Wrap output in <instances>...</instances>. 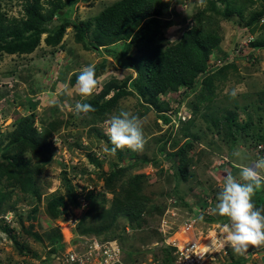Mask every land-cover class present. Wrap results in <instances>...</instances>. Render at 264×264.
<instances>
[{
    "label": "trees",
    "instance_id": "trees-1",
    "mask_svg": "<svg viewBox=\"0 0 264 264\" xmlns=\"http://www.w3.org/2000/svg\"><path fill=\"white\" fill-rule=\"evenodd\" d=\"M19 1H21L20 17H7L6 13L2 12L0 5V58L3 55H29L41 43L53 51L61 43L66 28L72 27L75 43L80 44L84 50L93 49L98 54L105 55H99L102 57V61L95 66L98 79L109 65L118 68L127 67L128 70L134 72L135 76L132 75V72L127 73L128 78L119 84L111 79L91 96L90 101H80L91 104L95 108V112L82 118L71 112L64 113L68 106L63 102L66 99L65 96L61 94L59 96L61 101L58 105L56 104L40 117L41 126L38 130L32 114L28 117L15 119L12 124L13 130L9 134H1L0 136V218L8 212V208L3 209L2 205L5 200L10 199L12 190L15 187H18L20 191L29 196H34V199H39L38 190L34 186V176L50 163L53 156L52 145L54 144L50 136L57 133L62 125L73 129L89 125L90 127L86 130L87 138H90V135L93 134L96 137H103L104 133L94 126L107 121V114L113 109V105L116 104L120 96H131L138 99L143 107L154 108L157 119H160L162 125L171 124L173 126L166 114L167 111L175 113V108L173 109L171 106L172 95L175 98L180 89L186 90L189 94L194 92L197 78L204 77L203 85L206 84L209 94L203 95V91L195 95H201V98L199 96L198 98L202 101L210 100L212 94L211 83L215 80H222L224 72L229 71V68L233 71L238 69L233 62H227L232 55L224 54L219 50L218 45L221 38L218 34V28L214 26L215 19L222 17L225 21H231L234 14H236L242 19L243 23L239 24L237 22L236 25H243V29L246 30L248 36L264 28V0H206V7L195 10L189 28L179 31V35L174 42H170L165 36L166 30L175 22L165 18L164 15L168 14V5L164 0H113L106 2L99 0L98 4H101V11L94 17L79 23H74L68 19L75 0H46L47 6H44L41 0ZM216 2H222L224 8H217ZM244 2H247L248 6L257 5L254 10L246 12L247 19L243 16L245 6L247 9V4H244ZM240 3L243 4L244 8L237 9L236 5ZM64 7H67V9L63 11ZM53 19L58 23L49 27ZM248 49L245 59L250 67H248V70H250L254 65L253 62L257 59L254 56V51L264 49V38H256L250 41ZM212 54H216L215 60L219 62V67H215L214 63L210 65L209 60L212 58ZM249 55H251V58L248 57ZM106 56L115 61L116 64L114 62L110 64L106 60ZM9 74L12 75L13 72L6 71L2 75ZM78 75L79 72L73 73L67 84L69 86L75 85ZM20 79H22V76H20ZM61 83L63 84V81ZM126 85L129 90L126 89ZM110 91H113L112 96L104 99ZM261 95L264 97V91ZM79 100L80 97L77 98V101ZM259 101L264 104L263 98H260ZM200 103L202 102L198 100V104H196L191 114L194 112L196 114ZM74 105L72 106L74 107ZM193 105L195 106V104ZM225 111L227 112V110ZM62 113L66 117H73L74 121L62 120L60 117ZM202 117L207 118L208 116L203 114ZM209 118L211 119L207 122L208 129L215 128L216 133L224 130L223 133L230 136L231 143L235 142L234 131L237 133L242 132L240 136L242 139L243 136L244 138L253 139V136L255 144L252 149L255 148L256 144L264 142V132L260 128L250 132L249 129L253 124L251 120L239 126L235 121V116L230 111L225 116ZM178 121L180 120L178 119ZM193 122L194 118L181 122L183 123V129L193 124ZM158 127L161 128L160 125ZM160 138H158V142L163 139ZM182 138H185V140L180 145H178L179 140H172L170 141L171 144H167L166 139H164L156 151L162 159L165 156L166 161L167 159L172 161V164H170L172 174L169 176L175 182L173 185L175 187L174 194L177 193V184L187 182L189 178H192L194 183L195 177V174L190 171V166L196 165V159L189 153L193 148V141L196 136L183 132ZM111 147L110 144L107 149ZM166 148L170 150L168 154H166ZM121 152L117 151L113 155L120 161L123 158ZM91 153L88 154V158L91 163L95 164L94 153ZM255 154V158H258L259 153L256 152ZM149 161L153 163L154 168L158 167L161 162L156 158L151 160L148 158H135L127 166L122 165L120 167L114 164L110 166L111 170L105 173L102 179V191L111 195L107 209H104L106 199L104 194L101 193L102 191H87L83 198L84 204L81 206L82 202L78 200V197L84 193V190L74 187L72 181L66 180V177L63 176L65 194H55L48 200L45 206V216L39 213L37 206H33L25 216L29 224L27 228L22 224V218L18 219L17 224H19L20 232L26 233L29 237L34 238L36 242L47 241L45 244L48 246L49 254L62 255L64 246L61 232L52 225L55 220L59 219L67 222L68 217H73L72 213L68 214V205L72 208L81 209V215L75 223L76 234L78 235L77 238L73 239V243L76 246L78 245V248L82 241L80 236L101 242L118 237L115 234L118 230L116 225L118 219L126 221L127 226L131 229L145 228L147 226L145 215H160L162 213V207L160 208L142 193L145 183L152 180L153 175L134 172V175L126 177V174L132 168L140 170L143 165L149 166ZM230 167L233 170L236 169L235 166L230 165ZM75 168L77 169V166H74ZM159 171L163 172L162 169ZM77 173L78 171L75 174ZM75 177L77 175L72 176V178ZM176 197L178 199H176L175 205L184 206L193 219L196 218L209 224L228 220L227 217L215 219L198 212L201 207L206 206L204 199L201 200L200 204H197L194 201L186 202L184 198L177 195ZM198 200L199 198L196 199V201ZM253 203L257 208H264V188L256 191ZM11 208L14 207L11 206ZM38 219L48 222V224H44L48 227H45L48 230L44 231L40 227L44 232L42 235L37 233L36 226L33 223ZM0 229L5 233L8 240L19 248V251L23 250V247L16 240L17 235L11 225L10 227L9 224L1 225ZM155 234L158 236L156 232ZM173 234L174 231L166 237L170 238ZM169 249L172 250V248L159 249L160 257L166 262L169 259ZM82 250V246H80L78 251L81 252ZM154 258L159 257L154 256ZM136 259L138 260V258ZM242 262L243 259L240 258L231 264Z\"/></svg>",
    "mask_w": 264,
    "mask_h": 264
},
{
    "label": "rangeland",
    "instance_id": "rangeland-1",
    "mask_svg": "<svg viewBox=\"0 0 264 264\" xmlns=\"http://www.w3.org/2000/svg\"><path fill=\"white\" fill-rule=\"evenodd\" d=\"M98 1L75 0L68 19L74 23H79L94 17L102 9ZM165 2L168 5V14L164 16L169 21L175 22L165 32V36L170 42H174L179 35V31L190 25L189 22H181V19L197 9L200 10L206 7V0H166ZM41 3L47 6L46 0H41ZM244 4H247V2H244ZM0 5L2 12L6 13L7 17H20L21 1L0 0ZM248 5L247 9L241 3L236 5L237 9L244 8L243 16L245 19H247L246 12L254 10L257 6ZM216 6L220 9L224 8L222 2H216ZM65 9L67 7H64L62 10L64 11ZM237 22L243 24L242 19L234 14L231 21H225L222 17H217L214 26L218 28V34L221 38V42L218 45L219 50L224 54L228 53L230 56L232 55L233 58L229 57L230 61L227 60V62H233L238 69L233 71V69L229 68V71L224 72L222 80H215L211 83L212 94L210 95V100L202 101L198 98V96L201 98V95H195L203 91V95L209 94L208 87L206 89V84L204 83L203 85L204 77L196 80L194 92L187 94L186 90L182 91L180 89V92H182H178L179 94L177 93L175 98L172 95L171 106L173 109L175 108L176 117L181 120L179 124L177 119H175V122L172 124L173 126L171 124L162 125L160 119H157L154 108L143 107L138 99L131 96H120L116 104L113 105V109L107 114V122L113 114H118L122 110L128 111L130 114L139 116L142 119L143 131L147 140L142 152H133L129 149L117 150L122 151L123 158L120 161L106 151L107 147L111 144L106 133L102 135L103 137H96L93 134L94 136L90 135V138H87L86 130L90 126L82 125L83 127L74 130L69 127L72 139H67V134L61 131V135L64 134V136L61 137L59 135L61 139L60 143L55 141V144L52 145L53 156L50 163L45 165L40 170V173L34 176V186L38 190L39 199H34V196H29L20 191L18 187H15L12 190L10 199L3 202L2 208H8V212L3 214L5 219L3 217L0 218V226L9 224L10 227V224L13 225L14 233L17 235L16 240L23 247V250L19 251V248L14 246L13 242L8 240L5 233L0 229V264H68L65 262L64 256L49 254L48 246L45 244L47 241L36 242L34 238L29 237L26 233H21L19 224H17L18 219L22 218V224L27 228L29 224L25 216L33 206H37L39 213L45 216V206L48 200L55 194H65L64 182L62 181L63 176L66 177V180L72 181V176L76 175L75 173L78 171L77 174L80 175V178L83 180L89 178L88 180H90L92 171L98 179H101L102 175L111 170V165L127 166L135 158H148L149 160L156 158L161 161L156 168L152 166L153 163L151 161L148 163L150 167L143 165L140 170L132 168V170L127 172L126 177L134 175V172L153 175V179L145 183L142 193L160 208L162 207V213L160 215H145L148 222L147 226L143 229H131L127 227V222L123 219L117 220L116 225L118 230L115 234L118 237L114 238L118 239L125 252L131 251L132 256L139 259H149L154 256L159 257L160 250L158 249L161 248V245L164 244L163 240L172 231L175 234L170 238L172 240L170 242H176L179 245L183 244L185 240L197 239L201 232L203 234L209 232V235H215L216 240L220 239L222 235L220 232H222L223 225L228 223V220L221 221V223L215 222L209 224L197 219L191 223L190 218L193 217L187 212L186 208L175 204L176 199H178L176 195L184 198L186 202L194 201L197 204H200L201 200L204 199L206 206L201 207L198 212L215 219L221 218L216 212L217 195L222 188L226 174L231 173L239 179L240 168L251 166L257 160L255 158L256 151L252 150L255 144L253 136V139L244 138V136L242 139L240 137L242 132L237 133L234 131L233 137L235 142L231 143L230 136H226L223 133L224 130L216 133L215 128L208 129L207 123L211 119L209 117L219 118L227 115V112L230 111L235 116V121L239 126H242L249 120L253 122L252 127L249 129L250 132L256 128L264 129V104L259 101L260 98H263L264 103V97L261 95L264 91V49H256L254 51V56L257 59L253 62L252 69L248 70L249 66L245 59L249 50L248 43L256 38H264V28L248 36L246 30L243 29V25L237 26ZM55 23L58 22L53 19L49 27L54 26ZM99 55L105 56L104 54H98L93 49L84 50L80 44L75 43L72 27L66 28L61 43L53 51L41 43L29 55H3L0 58V103L2 104L0 112V117L2 118V122H0V136L1 134H9L13 130L12 124L16 118L28 117L32 113L34 123L37 125H35L36 129L38 130L39 126H41L40 117L59 103L58 98L63 92L60 91L61 82H67L73 72L81 71L89 64L95 66L100 64L102 57ZM248 57L251 58V55ZM106 60L110 64H113V62L116 64L108 56H106ZM17 68L23 70L19 71ZM6 71H12L13 74L2 75ZM128 71L130 70L127 67L118 68L117 66L111 65L110 67L109 65L99 77L100 85L111 79H114L117 84L122 83L128 78L129 75L127 73H130ZM19 75L22 76V79H20ZM53 83H56V85H53ZM126 89L129 90L128 87ZM233 91L236 93L235 96L232 95ZM75 95L73 92L72 95H67L68 98L63 101L66 106L71 105L67 110H64V113L68 111L73 112L74 107L72 105L76 103L73 101ZM53 98L58 102H54ZM90 100L91 97H81L79 102ZM198 100L202 103L198 105L197 112L196 114L194 112L193 114L195 115H193L191 112L196 107V104H198ZM64 113L60 116L62 120L68 122L73 120V117H66ZM203 114H207L208 117L203 118ZM189 118H194L193 124L183 129V123L181 122H185ZM107 122L101 124L100 127L99 124L94 127H98L100 132H106ZM183 132L196 136L193 141V148H191L189 153V155L194 156L196 159V165L190 166V171L195 174V177L194 183L192 182V178H189L187 182L177 184V193L174 194L175 187L173 185L175 182L169 176L172 174V170H170L172 161L170 159L166 161L165 156L162 159L156 151L164 139H166L167 144H171L170 141L172 140H179L178 145L182 144L185 140V138H182ZM158 138L161 139L159 142L157 141ZM50 139H53L52 135ZM62 143L66 149H64ZM93 150L103 153L100 160L94 156L100 162L95 163L94 167L88 158V154H92ZM168 152H170L169 149L166 150V154ZM230 165L235 166L236 169L233 170ZM74 166H77V169H74ZM160 169L163 170L162 173L159 171ZM96 171L100 174H97ZM80 184L84 185L85 183L82 182ZM84 195L85 193L78 197V200L84 202ZM104 196L106 199L104 209H107L111 196ZM197 198H199L198 201H196ZM11 206L14 208H11ZM80 210V208L73 210L74 217L67 221V223L58 219L52 225V227L58 228L61 232L64 244L69 243L72 238L78 235L73 224L80 217ZM70 212L71 207L68 205V214ZM68 218H71V216ZM33 223L36 226L35 230L40 235L44 233L40 227L44 231L48 230L45 228L47 226L44 225L48 224L46 220L38 219ZM155 226L160 229L159 232L155 231ZM125 227H127L128 232L125 231ZM206 243L208 244L209 242ZM261 247L264 246H249L247 252L236 254L228 246L226 254L218 252L214 254V258H217L216 262L219 264H231V262L240 258L243 261L254 260V255L258 256L257 253ZM70 249V247L66 246L67 251ZM258 257L264 261V249Z\"/></svg>",
    "mask_w": 264,
    "mask_h": 264
},
{
    "label": "clouds",
    "instance_id": "clouds-1",
    "mask_svg": "<svg viewBox=\"0 0 264 264\" xmlns=\"http://www.w3.org/2000/svg\"><path fill=\"white\" fill-rule=\"evenodd\" d=\"M194 12L191 13L190 15H187L183 19H181L180 17L181 22L184 21V23H188V22L190 23L191 20L190 18L192 17ZM189 26H187L186 29H188ZM215 55L216 54H212V58L209 60V62L210 65L214 63L215 67L216 66L219 67V64H216V60L214 59ZM77 72H79V75L76 78L75 85L69 86L66 83L63 89L64 94L72 95V93L74 92L75 94L79 95L80 98L81 97L88 98L91 97L93 94H95L97 91H99L104 84L103 83L100 85L99 79L96 75L95 65L93 64H89L88 66L84 67L81 71H77ZM197 79L199 80L201 79V77ZM112 94L113 91H110L104 97V99L110 98ZM187 94L189 93L187 92ZM232 95L233 96L236 95L235 91H233ZM53 101L58 102L56 101L55 98H53ZM75 102L76 103L74 105L73 112H71L75 116L82 118L83 116H87L89 113L95 112V108L91 104L82 103L79 101H75ZM167 113H169V111H167ZM174 116L178 121L179 118L176 117L175 113ZM106 122L107 121L101 124H104ZM101 124H99V127ZM107 125L108 126L105 129L106 132H102V133H106L112 145L110 149H106V151L109 152L111 155H115L117 150L129 149L133 152H142L144 150L147 140L143 131V121L139 116L132 115L128 111L122 110L118 114H113L111 118L108 120ZM61 131H64L63 133L67 134L68 137L67 139H72V137H70L72 136V134L69 128H66L64 125H62L58 129L57 133L52 135L53 136L52 141L54 144L55 141L60 143L61 139L59 135L61 137L64 136V134L61 135ZM260 143H264V142H260ZM64 149H66L65 146ZM252 150H255V148ZM93 153L97 159L99 160L102 159L103 153H98V151L96 150H93ZM96 158H95V163H100ZM92 166L94 167L95 164L92 163ZM262 170H264V156L260 157L259 155L253 165L244 166L240 168L239 179H237V177L231 173L226 174L223 180L222 188L217 195L218 203L216 204V212L219 216L228 218V223L223 225L222 235L218 243H220L222 247L223 246L231 247V249L236 254H243L247 252L249 246H256V247L264 246V208H257L253 203V197L256 191L264 188V175L261 174ZM97 174L100 173L97 172ZM76 175L77 177L72 178V184L74 187L83 189L84 193H86L87 191H93V192L102 191L103 175L101 176V179H98V177L95 176L91 171L90 180H88L89 178L83 180L82 178H80L79 174ZM82 182H84L85 184L81 185L80 183ZM89 187H91V189ZM101 193H103L104 195H109L108 193H104L103 191ZM83 204L84 203L82 202L81 206H83ZM76 209L79 208L71 207L70 214L71 213L73 214V210ZM73 217L69 218L68 221L70 219H73ZM3 218L5 219L4 216ZM75 223L76 222H74L73 224L74 228H75ZM127 227H125L126 232H128ZM154 229L155 231H157L156 226L154 227ZM166 238L163 240L164 244L161 245V248H169V246L165 244ZM73 239L74 238H72L70 242L66 244L62 242L64 246L62 256L66 252V246L68 247L72 246L74 247L75 250L78 248V245L76 246V244L73 243ZM80 239H82V241H81V245H79V248L80 246H82V249H84V246L86 244L84 240H86L87 238L80 236ZM97 241L101 242L99 240ZM105 241H115L117 243V245L120 248V259L123 261L135 263L146 260L139 258L138 260L137 259L135 260V258L132 256L131 251L128 252L124 251L123 247L121 246L117 238H109ZM78 250H76V252L80 253V251ZM151 258L153 259L154 257Z\"/></svg>",
    "mask_w": 264,
    "mask_h": 264
},
{
    "label": "built area",
    "instance_id": "built-area-1",
    "mask_svg": "<svg viewBox=\"0 0 264 264\" xmlns=\"http://www.w3.org/2000/svg\"><path fill=\"white\" fill-rule=\"evenodd\" d=\"M216 64H219V62L216 61ZM1 110L2 104L0 103V112ZM167 116L170 118L171 123L175 122L176 118L173 112L169 111ZM0 122H2L1 117ZM255 151L259 153L260 157L264 156V143L256 144ZM261 174L264 175V170ZM89 188L91 189V187ZM195 220L197 219L190 218L191 223ZM157 231L159 232L160 229L157 228ZM214 236L215 235H209V232L206 234L201 232L197 239L192 238L185 240L181 245L176 242H170L172 241L170 238L167 239L165 244L169 246V248H172V250L169 249V259H167V262L164 261L162 257L149 258L145 261L135 263L123 261L120 259V248L115 241L98 242L91 238L84 240L86 244L82 252L78 253L74 247L70 246L71 249L69 251L66 250L63 256L65 262L68 264H74L75 262L77 264H219L216 262L217 258H214V254L218 252L226 254L228 246L222 247L220 243H218L219 239L216 240ZM203 242H210L211 247L206 249L203 246ZM263 249L264 247H261V249L258 250V256L262 253ZM254 256V260H244L240 264H264V261H262L260 257Z\"/></svg>",
    "mask_w": 264,
    "mask_h": 264
},
{
    "label": "crops",
    "instance_id": "crops-1",
    "mask_svg": "<svg viewBox=\"0 0 264 264\" xmlns=\"http://www.w3.org/2000/svg\"><path fill=\"white\" fill-rule=\"evenodd\" d=\"M110 1H113V0H110ZM187 27H185V29H186ZM185 29H183V30H185ZM132 73H133V71H131ZM70 75V74H69ZM66 83L67 82H63V84L61 83H59L60 84V88H61V90L60 91H63V89H64V85H66ZM53 85H56V83H53ZM62 94H63V96H65V98L67 99L68 97H67V95L66 94H64V92H62ZM61 95V94H60ZM79 96L76 94L74 97H73V101L75 102V101H77V98H78ZM59 99V102L61 101V98L59 97L58 98ZM51 109V108H50ZM49 109V110H50ZM262 132H264V129H262Z\"/></svg>",
    "mask_w": 264,
    "mask_h": 264
},
{
    "label": "bare ground",
    "instance_id": "bare-ground-1",
    "mask_svg": "<svg viewBox=\"0 0 264 264\" xmlns=\"http://www.w3.org/2000/svg\"><path fill=\"white\" fill-rule=\"evenodd\" d=\"M133 74V76L135 75L134 74V72L132 73ZM70 227V226H69ZM204 244H203V246L206 248V249H208V248H210L211 247V243L209 242L208 244L206 243V242H203Z\"/></svg>",
    "mask_w": 264,
    "mask_h": 264
}]
</instances>
